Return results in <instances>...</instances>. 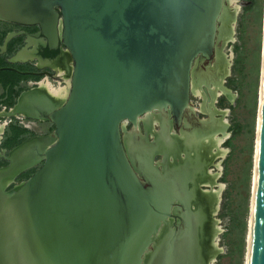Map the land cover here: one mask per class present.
Wrapping results in <instances>:
<instances>
[{"label":"water","instance_id":"obj_1","mask_svg":"<svg viewBox=\"0 0 264 264\" xmlns=\"http://www.w3.org/2000/svg\"><path fill=\"white\" fill-rule=\"evenodd\" d=\"M223 1L0 0V20L37 25L72 63L65 99L46 111L39 166L0 185V264H176L172 231L159 235V261L151 242L171 215L170 179L154 173L149 141L148 155L127 147L121 122L155 107L180 122L192 64L215 54ZM42 136L9 148L0 167L31 157L28 140ZM245 264H264V11Z\"/></svg>","mask_w":264,"mask_h":264},{"label":"rangeland","instance_id":"obj_2","mask_svg":"<svg viewBox=\"0 0 264 264\" xmlns=\"http://www.w3.org/2000/svg\"><path fill=\"white\" fill-rule=\"evenodd\" d=\"M231 4L236 6V10L232 13L234 19L230 21L231 35L229 40L222 45L221 55L225 66L222 85L233 97L228 99L220 92L216 95L214 103L219 111L220 109L225 111L222 117L227 121L226 138L224 137L218 144L217 152L212 147L215 154L207 167L200 165L197 168L196 176L197 181L204 176L209 177L205 168L217 173L214 179L217 186L215 185L214 188L219 190L211 214L213 217L211 230L214 232L213 239L215 240L214 255L210 259L200 260L199 264H245L261 70L264 0H231ZM22 29V26L18 24L0 21V42L5 38L6 31L16 33ZM23 39V35H18L17 45L12 46L11 51L14 52L19 48ZM27 65L30 66L29 69L34 70L31 63ZM3 75L0 72V76ZM12 77L21 78L13 74ZM30 80L36 79L31 78ZM53 84L58 85L59 83ZM21 88L24 86L18 87L15 93ZM15 93L13 96L16 95ZM4 94L5 91L0 86V109L7 101L3 97ZM188 99L194 107L198 108L201 102L200 95L193 92L189 94ZM8 100L10 103L15 101L13 97ZM196 115L205 116L201 112H196ZM216 115L221 116L220 113ZM33 121L35 120L32 117L18 114L0 115V148H9L36 133L43 134L52 128L48 121L44 123ZM32 122L38 125L34 126ZM27 124L30 126L25 127L24 125ZM139 125L143 130L142 123ZM123 127L128 129L131 123L124 121ZM132 138L138 143H144L142 149L144 152L147 150L143 138ZM29 156L30 154L26 151L19 153L17 159L19 162H25ZM150 156L149 152L151 159ZM3 163L5 160L0 156V164ZM39 164L40 162H37L19 172L14 177L13 183L25 179ZM203 188L206 187L203 186ZM211 194L215 195L213 192ZM211 194H207L205 199H211L213 197Z\"/></svg>","mask_w":264,"mask_h":264},{"label":"flooded vegetation","instance_id":"obj_3","mask_svg":"<svg viewBox=\"0 0 264 264\" xmlns=\"http://www.w3.org/2000/svg\"><path fill=\"white\" fill-rule=\"evenodd\" d=\"M0 21H3V20H0ZM3 22H8V21H3ZM15 24H18V23H15ZM18 25L22 26L23 29L16 33L13 31H9V30L6 31L4 37L6 38V36L10 33H11V36L6 40L5 44H4L5 38H3L4 40L2 39L0 42V72H2L3 74H8L9 72H15L16 74H18V76H21L20 79H16L8 75H5V76L3 75L4 77L0 76V86L5 91V94L3 95V97L5 100H7L6 103H4L0 109V115H3L4 113L15 115L18 113V115L32 117L38 123H44V121H48L51 123L52 128H53L52 122L46 117V110H45L46 107L44 106L45 104L42 103V101L40 102L38 100L42 99L44 102L46 98H48L51 101L53 98L55 100L63 98V97L58 98L54 95H51L49 91H47V89H44V87L42 86L45 83L50 88L59 87V86L63 87L64 88L63 96H65L67 89H68V85H69V76L71 74L70 62H69L70 59L68 57V53L66 52L65 47L60 41L58 42L56 46L49 47L46 43L45 38L41 36V34L39 33V28L37 25L35 24H31V25L18 24ZM18 35L24 36L23 43H20L19 48L17 49L15 48L16 50L13 52L11 51V48L12 46L17 45L16 39L18 38ZM42 39H44L45 41L44 43L41 42ZM17 53H19L18 58L13 59ZM221 54H222L221 50H219L218 53L212 59V62H210V64L206 65V64L201 63L200 66H198V63L194 64V70H193L194 73L197 74V72H200V70L205 73L207 72L218 73V76L220 75L218 78V82L222 84V78L224 75L225 66H224V61L222 60L223 58ZM218 57L220 58L219 63L217 62ZM1 58L3 60H1ZM29 63L33 65L34 70L29 69L30 66L27 65ZM13 64H15L16 66ZM31 78H34L36 80H30ZM53 83H59V84L55 85ZM60 83L63 85H61ZM22 86H24V88L19 89V91L15 93L17 88L22 87ZM203 86H204V82L203 83L201 82V85H200L201 91H202L201 94L204 96L201 95L200 99H201V102L203 101L205 102L204 106L207 107L208 110L206 111L199 110L197 107L193 106V103L189 99V107L187 108L186 111L184 109V111L182 112L181 117H180L181 120L178 124L175 123V121L173 120L172 114L169 112L166 113V111H158V110H156L155 112H150L151 114L149 115V117H151L150 119L152 120V122L149 124L150 128L148 129V134H147L150 138H148L145 135H142L144 133V125H145L144 118L146 117L145 114L140 116V118L138 119L137 133L138 134L140 133L141 135L137 134V136H134V134L132 133L134 131L132 125L128 129L123 127V130L126 131V134H125L126 139L130 138L129 142L134 143L135 145L139 147V149L137 150L144 152V150L142 149L144 148V143H141V142L138 143L134 141L132 137H139V139L143 138L145 140V143L147 141L152 143V144L150 143L151 145L148 147V149H149V152L151 151L152 153V154L150 153L151 154L150 163L154 170V173L157 172L158 174H164L166 178L170 179L169 181H170V186L172 188L173 197L174 195L175 197L172 200V204L170 208L171 215L169 216L168 221H167L169 226L171 228L177 229V223L180 225L182 224L181 219L182 217H184V213H183L184 206L187 205L188 209H189V206L191 207L192 213H191L190 218L193 222H195V225L198 228L197 231H199V235H200V227H201L200 225L202 223V218L207 217L209 211L213 210L215 206L214 203L211 204L210 200L205 199L207 195L205 196V198L203 196H200L201 194H203V192L200 190L208 189L209 191L212 190V192L216 194L217 190L214 187L215 185L217 186V183L215 182L214 179L217 173L210 172L208 169L205 168V170L208 171L209 177L204 176L200 180L204 182L205 180L210 178L211 180L214 181V183L212 184L211 188L208 184H205V183H200L199 186L196 187L197 168L200 165L204 167L208 166V164L210 163V159L215 154L216 147L211 146L204 150L201 149V152L203 155H199V151H197V149H191L188 146L185 147L183 144V141L185 140L186 137L190 139H192V137L190 135L187 136V134H185L183 139H179L180 138L179 135L182 134L180 129H181V122H182L183 116H184V120L186 121L189 120L192 111L194 112L197 119H201V120L202 119L209 120L210 118L216 119V120L212 119L213 124L223 119L222 117L223 115L221 116V118L219 115L218 116L216 115V113L219 114V108H217L214 104L215 97L217 94L213 96L214 93H210V87L212 86L211 88H216V90H219V93L220 92L223 93V90L219 88L217 85L215 87L213 83L206 84V87L208 90L207 91L208 94L206 95L202 89ZM21 92H27V93L29 92L28 94H30L31 97L35 98L33 101H31L32 104L29 103V104H23L22 106H20V110H23L25 114H21L23 113L22 111H16V110L13 111V107L15 106L16 99L18 98ZM14 93L16 95L13 96ZM192 93H193V87L189 91V94H192ZM10 97L11 98L13 97L15 101L10 103V101L8 100ZM51 101L49 104L53 103V101L52 102ZM38 110H41V114H40L41 116L37 114ZM196 112H201L205 116L199 117L196 115ZM163 118H166V119L163 120ZM158 122H160L162 126H164L163 133H160L161 132L160 127H159L160 125L157 124ZM139 123H142L143 130H141V126L139 125ZM33 124L34 126L38 125L37 123H33ZM183 124H184V121H183ZM185 124H187V122H185ZM216 124L220 125L219 122H217ZM24 126L29 127L30 124L29 125L27 124ZM52 128L44 132L43 134L36 133L32 136H41V135L49 134ZM32 129L34 130V127H32ZM194 134L195 132L192 131L191 135L193 136ZM223 134L225 137V133ZM152 135H154V140L152 138L153 137ZM164 135H166V137H164ZM219 135H222V134H219ZM212 138L214 139L213 136ZM20 142H17L13 144L12 146ZM176 145H178L177 152L173 150V147ZM12 146H10L9 148H11ZM212 147L215 148V151H213ZM9 148H5V150H3V148H0V156L3 157V159L5 160V163L0 164V166L5 165L8 162V160L4 158L3 154H7V150ZM182 148L183 150H180ZM3 152H6V153H3ZM160 152H163L165 154L167 153V155L163 157L161 156ZM38 162H40V160ZM12 184L13 182L9 184V187ZM203 186L206 188H203ZM184 201L187 202V204L184 205ZM206 209L207 211L209 209L207 214L205 213ZM211 214H212V211H211ZM211 214H210V218H213ZM211 223H212V219L209 222L208 221L206 222L207 226H209L210 229H211Z\"/></svg>","mask_w":264,"mask_h":264},{"label":"bare ground","instance_id":"obj_4","mask_svg":"<svg viewBox=\"0 0 264 264\" xmlns=\"http://www.w3.org/2000/svg\"><path fill=\"white\" fill-rule=\"evenodd\" d=\"M235 10H236V6L231 4V0H224L223 1L221 12H220V15H219L220 21H219V24L217 26V32H216V46H215V54H214V56L218 53L219 50H221V47L225 43V41L229 40V38H230V35H231L230 21H232L234 19V16H233L232 13H234ZM41 42L44 43L45 42L44 39H42ZM65 50L68 53V57L70 59V55H69L68 50L66 48H65ZM18 54L19 53H17L14 56L13 59H17L18 58ZM214 56L213 57H209V58H203V57H201L199 55L195 59L194 63L191 66L190 90L193 87V92L195 94L201 96L202 95L201 94L202 91H201L200 85H201V82L202 83L204 82V86L202 87V89H203L204 93L207 95L208 94L207 93L208 90H207L206 84H212L213 83V85H215V87L217 85L219 88H221L223 90L224 95L228 99H231L233 97L232 94L220 82H218V78L220 76V75L218 76V73H215V72H211V73L207 72V73H205V72H203V71H201L199 69L200 72H197V74H195L194 71H193L194 70V64L198 63V66H200L201 63L202 64H206V65L210 64V62H212V59L214 58ZM69 62H70V69H72V63H71V61H69ZM217 62L218 63L220 62V58L219 57L217 59ZM220 65H218V66H220ZM69 84H70V76H69ZM42 86L44 87V89H47V91H49V93L51 95H54V96H56L58 98L63 97L62 99H58V100H55L53 98L52 99L53 103H51V104H49L51 100H49L48 98H46L44 102H43L42 99H39L38 101H40V102L42 101V103L45 104V105L44 104L43 105L46 107L45 108L46 111H49L50 108L56 107L57 105H59L65 99V97H66V95L68 93V89H69V85H68L67 92H66L65 96H63V94H64V90L63 89L64 88L61 87V86H59V87H51L50 88L46 83L43 84ZM211 87H210V93H214L213 96H215L216 94L219 93V90H216V88H211ZM28 93L27 92H21L20 93V95L18 96V102L13 107V111L16 110V111H22L23 112V110H20V106H22L23 104H29V103L32 104L31 101H33L35 98L31 97L30 94H28ZM41 93H43V92H41ZM202 96H204V95H202ZM204 104H205L204 101L201 102L199 104L198 109L199 110H204V111L208 110V108L205 107ZM188 107H189V99H188V102L185 105V111L187 110ZM156 110H158V111H166V113H168L165 108L155 107L153 109L145 111L142 114L137 115L135 122L131 123V125L133 126V129H134V131L132 132L134 134V136H137V134H138L137 133L138 119L140 118V116L145 114L146 117L144 118V120H145L144 121V123H145V125H144V133L142 135H145L148 138H150L147 135L148 134V129L150 128L149 124L152 122V120L150 119L151 117H149V115L151 114L150 112H155ZM37 112H38L37 114H39V115L41 114V110H38ZM224 112L225 111L221 110V109L219 111L221 116L224 115ZM7 114H9V113H7ZM21 114H25V112H23ZM221 116H220V118H221ZM164 119H166V118H163V120ZM212 119L216 120L214 118H210L209 120L197 119V117L195 116L193 111L191 112L189 120H187V121L184 120V116H183V119H182V122H181V129H180L182 134L179 135V137H180L179 139H183L185 134H187V136L190 135L192 137V139H190L188 137L185 138V140L183 141L184 146L185 147L188 146L191 149H197V151H199V155H203L202 152H201V149L204 150V149H207V148H209L211 146H214L217 149L218 148L217 147L218 144L224 138V134L223 133H226L227 121H226V119L223 118L220 121H217L220 124V125H218V124H216L217 123L216 121H214L216 123L213 124ZM124 121H127V120H122V122H121L122 131H123L122 136H123L124 142L127 144V147L129 149L132 148L135 151V150L139 149V147L137 145H135L134 143H130L129 142L130 138L126 139V137H125L126 131L123 130V122ZM183 121H184V124H183ZM185 122H187V124H185ZM157 124L160 125L159 126L160 127V131H161L160 133H163L164 126H162V124L160 122H158ZM192 131L195 132V134L193 136L191 135ZM219 134H222V135H219ZM50 136L51 135L49 134V135H45V136H42V137H35V138H32V139L28 140V141L31 142L30 146L27 147L29 149V151L31 152V157L29 156V158L24 163L18 162L16 160V155L15 156L13 155V157H12L13 162H14L13 166H11L10 168L9 167H0V185H5L9 181H11V178H12L13 175L19 173L24 168H26L28 166L30 167V165H33V164L37 163L39 161L37 159L38 156H39L38 150H40L43 146L47 145L50 142ZM152 136H153L152 138L154 140V135H152ZM212 136L214 137V139L212 138ZM164 137H166V135H164ZM38 138H39V140H37ZM40 142H41V144H40ZM23 145H21L18 149H15L13 154L14 153L17 154L18 150L21 151ZM169 145H171V144H169ZM177 146L178 145L173 147V150H175L176 152L178 151L177 150ZM180 150H183V148L180 149ZM150 153H151V151H150ZM160 154L163 157L165 155H167V153L165 154L163 152H160ZM18 182H16V183H18ZM200 183L208 184L210 186V188H211L212 184L214 183V181L211 180L210 178H208L204 182L199 180V181L196 182V187H198ZM216 190H217V192L214 195V194H211L212 190L209 192L208 189H201L200 191H202L203 194H201V195L199 194V195L203 196L205 198V196L207 194H211V196H213V197L211 199H209V200L211 201V204H213L216 201V199H217V194H218V190L219 189H216ZM174 197H175V195H174ZM189 210H190V212L188 213ZM191 211L192 210H191L190 206H189L188 210H184V212H183L184 213V217H182V219H181L182 224L180 225V224L177 223V229L171 228L169 226V224L167 222L168 218H169L168 215L165 218V221H164L165 223L164 222H160L159 224L156 225V227H155V229H154V231L152 233V236H151V240H152L151 242L153 243V247L155 249V254L157 253L156 256H158L157 261H159V256L162 255V251H159L161 247L158 245V243L160 241L159 240V238H160L159 235L162 234V232L163 233H168L169 231H172V236L174 235V239L172 241L173 242V244H172V248H173V263L176 262V264H185L186 261L189 258H192V257L193 258L195 257V258H198V259L202 258V257H205V259H210V258L213 257V255H214L213 247L215 246V240L213 239L214 232L206 224L207 221L209 222L211 219H213V218H210L211 211H213V210L209 211V209H208V211H209V213H208V211L206 209L205 213L206 214L208 213V216L202 218V223L200 225L201 226L200 227V235H199V231H197L198 228L195 225V222H193L191 220V218H190L191 213H192ZM172 236H171V238H172ZM247 237H248V230H247ZM247 237H246V241H247ZM169 245L171 246V242L170 241H168V243H167V248H168ZM170 246H169V248H170ZM201 249H202V253H203L202 256H200V250ZM166 250H164L163 256L166 255Z\"/></svg>","mask_w":264,"mask_h":264},{"label":"trees","instance_id":"obj_5","mask_svg":"<svg viewBox=\"0 0 264 264\" xmlns=\"http://www.w3.org/2000/svg\"><path fill=\"white\" fill-rule=\"evenodd\" d=\"M12 74H13V75H18V74H16L15 72H9L8 74H4V76H5V75H8V76L12 77ZM17 131H18V130H17ZM18 132H19V131H18Z\"/></svg>","mask_w":264,"mask_h":264}]
</instances>
